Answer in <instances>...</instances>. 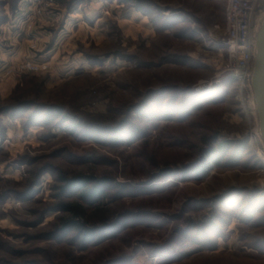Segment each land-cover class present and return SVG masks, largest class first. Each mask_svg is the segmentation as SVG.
<instances>
[{
    "label": "rangeland",
    "instance_id": "374dc122",
    "mask_svg": "<svg viewBox=\"0 0 264 264\" xmlns=\"http://www.w3.org/2000/svg\"><path fill=\"white\" fill-rule=\"evenodd\" d=\"M227 4L0 0V264H264V146L252 78L226 68ZM80 175L105 192L94 225L57 229L61 202L85 203L61 177Z\"/></svg>",
    "mask_w": 264,
    "mask_h": 264
},
{
    "label": "built area",
    "instance_id": "2783aa9c",
    "mask_svg": "<svg viewBox=\"0 0 264 264\" xmlns=\"http://www.w3.org/2000/svg\"><path fill=\"white\" fill-rule=\"evenodd\" d=\"M259 0H228L225 11L226 34L223 49L227 52L226 68L240 79L251 80L257 50ZM262 20V19H261Z\"/></svg>",
    "mask_w": 264,
    "mask_h": 264
},
{
    "label": "trees",
    "instance_id": "16d2710c",
    "mask_svg": "<svg viewBox=\"0 0 264 264\" xmlns=\"http://www.w3.org/2000/svg\"><path fill=\"white\" fill-rule=\"evenodd\" d=\"M16 108L14 112H17L19 107ZM62 185L60 190L62 193H66L69 190H77L79 187L83 188V191L79 194V198L82 199L85 203L76 202V203H67L61 202L58 205V210L65 212V215L59 217L58 220L60 222L56 226L57 229H66L69 228H89L93 226V221L91 215L88 214L89 209L94 206L97 202V198L102 197L105 193L102 190V183L98 185H90L92 184L93 178H89L83 175H80L76 178L67 179L66 177L62 176ZM92 186V187H90ZM21 197V196H20ZM85 204V205H84ZM67 214V215H66ZM101 224L104 226L105 229L114 228L119 226L121 223L124 225V221H120L119 219H114L111 216L104 215L101 217ZM65 230V231H66ZM64 231V232H65Z\"/></svg>",
    "mask_w": 264,
    "mask_h": 264
},
{
    "label": "water",
    "instance_id": "95a60500",
    "mask_svg": "<svg viewBox=\"0 0 264 264\" xmlns=\"http://www.w3.org/2000/svg\"><path fill=\"white\" fill-rule=\"evenodd\" d=\"M257 50L252 74V85L255 94L256 111L264 141V19L257 34Z\"/></svg>",
    "mask_w": 264,
    "mask_h": 264
},
{
    "label": "bare ground",
    "instance_id": "6f19581e",
    "mask_svg": "<svg viewBox=\"0 0 264 264\" xmlns=\"http://www.w3.org/2000/svg\"><path fill=\"white\" fill-rule=\"evenodd\" d=\"M261 18V17H260ZM263 19H264V16L262 17V20H261V23H260V26H259V28H258V30H257V34H258V32H259V29H260V27H261V24H262V21H263ZM256 40H257V38H256ZM256 44H257V41H256ZM256 56V55H255ZM254 61H255V59H254ZM253 68H254V65H253ZM252 78V77H251ZM251 81V80H250ZM251 83V88H252V93H253V103H254V107H255V112H256V120H257V137H258V139H259V141H261V143L263 144V146H264V141H263V138H262V134H261V131H260V126H259V118H258V114H257V111H256V102H255V94H254V89H253V85H252V82H250Z\"/></svg>",
    "mask_w": 264,
    "mask_h": 264
}]
</instances>
